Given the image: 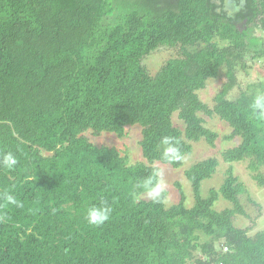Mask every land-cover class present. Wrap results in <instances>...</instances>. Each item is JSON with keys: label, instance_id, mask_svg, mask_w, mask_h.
Returning <instances> with one entry per match:
<instances>
[{"label": "trees", "instance_id": "trees-1", "mask_svg": "<svg viewBox=\"0 0 264 264\" xmlns=\"http://www.w3.org/2000/svg\"><path fill=\"white\" fill-rule=\"evenodd\" d=\"M239 2V0H237ZM225 0H0V154L18 163L0 167V264H264V230L235 225L249 217L240 196L249 193L233 162L264 186V120L251 103L264 82L230 99L246 57L264 56V0H244L229 17ZM161 47L178 48L152 74L145 60ZM225 69L215 105L199 91ZM201 113L219 116L241 142L221 152L230 163L220 188L202 185L221 160L208 157L185 170L195 202L144 199L141 185L161 173L158 163L183 165L194 143L216 146L220 133ZM177 114L182 126L176 125ZM142 127L144 160L98 145L88 135ZM165 137L181 158L163 157ZM161 178V177H159ZM11 192L22 208L3 198ZM233 203L215 209L220 197ZM254 204H260L249 196ZM101 200L108 221L89 225L87 210ZM230 248V256L223 253ZM200 254L201 257H198Z\"/></svg>", "mask_w": 264, "mask_h": 264}, {"label": "rangeland", "instance_id": "rangeland-1", "mask_svg": "<svg viewBox=\"0 0 264 264\" xmlns=\"http://www.w3.org/2000/svg\"><path fill=\"white\" fill-rule=\"evenodd\" d=\"M256 35L264 38V29L257 28ZM178 56V48L161 47L159 50L152 53L145 60V64L148 66L152 74H155L161 66L171 57ZM247 67L242 68V65L238 66L237 75L239 84L234 88L230 94V99L237 98L242 91L252 92L255 88L254 85L264 82V56L260 58H253L252 54H248L246 57ZM227 80L225 69H222L219 77L210 78L204 89L200 90V96L202 100L208 103L211 107L215 105V96L221 89L223 83ZM205 119V125L210 129L220 133L221 137L217 140L216 146L212 147L208 142L203 139L198 143H194L193 153L184 157L183 165L178 168L173 166L158 163L161 168V178L164 181L165 190L168 191V197L166 200L167 206H171L177 203L180 199V193L175 183L179 182L183 186L187 195V205L193 206L195 202L194 191L192 183L188 180L185 174V170L188 169L193 163L214 156L221 160V164L218 167L217 173L209 179H206L202 185L203 196H208L211 188H220L226 178V170L230 166V163L224 161L221 157V152L225 149L237 146L241 142V138L238 137L233 140H225L223 136L232 131L230 124L222 120L219 116L215 115L209 117L203 113L200 114ZM174 122L176 125L182 126V122L178 119L177 114L174 116ZM87 135L98 145L115 146L130 158L131 163L144 160L142 147L140 140L142 138V127L139 124L129 125L126 127V134L119 136L114 132L104 131L100 134H95L89 131ZM249 160L233 162L235 173L240 176L241 180L246 184L249 193L240 196L241 203L245 206L249 217L241 214L235 216V225L237 227L246 228L254 226V229L250 231L253 235L257 231L264 230V186H260L253 177V173L248 168ZM264 171V167L262 168ZM249 196L256 200L261 207L250 201ZM144 199H151L152 197L145 193L142 195ZM215 209L221 211L225 208L233 207V203L222 196L215 203ZM198 257H201L198 254ZM194 264V263H190Z\"/></svg>", "mask_w": 264, "mask_h": 264}, {"label": "clouds", "instance_id": "clouds-1", "mask_svg": "<svg viewBox=\"0 0 264 264\" xmlns=\"http://www.w3.org/2000/svg\"><path fill=\"white\" fill-rule=\"evenodd\" d=\"M244 0H225L223 11L227 13L229 17L234 16L240 12L243 7ZM251 108L258 120H264V94H257L252 103ZM162 143L166 146L163 152V157L167 160H178L181 158L179 149L172 142L170 137H165ZM18 160L12 152H5L0 154V167L7 170H12L16 167ZM161 177V173L156 171L153 177L146 179L141 185L148 194L155 200L159 201L162 198V194L165 190L164 181ZM3 198L8 204L18 208L23 207V203L19 201L11 192H6ZM111 208L107 206L106 202L101 200L98 205H92L87 210V222L89 225L99 227L109 220L111 214ZM7 219L6 216L0 215V222Z\"/></svg>", "mask_w": 264, "mask_h": 264}, {"label": "built area", "instance_id": "built-area-1", "mask_svg": "<svg viewBox=\"0 0 264 264\" xmlns=\"http://www.w3.org/2000/svg\"><path fill=\"white\" fill-rule=\"evenodd\" d=\"M222 249H223V253L226 256H230V248H229V246L223 245ZM220 264H225V262L224 261H221Z\"/></svg>", "mask_w": 264, "mask_h": 264}]
</instances>
